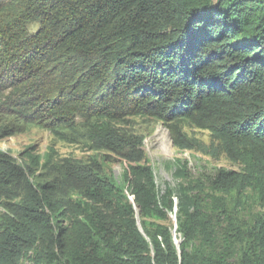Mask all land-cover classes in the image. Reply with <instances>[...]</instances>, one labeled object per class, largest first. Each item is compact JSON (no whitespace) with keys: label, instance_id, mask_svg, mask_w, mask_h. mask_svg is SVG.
<instances>
[{"label":"trees","instance_id":"1","mask_svg":"<svg viewBox=\"0 0 264 264\" xmlns=\"http://www.w3.org/2000/svg\"><path fill=\"white\" fill-rule=\"evenodd\" d=\"M137 117L238 169L160 191ZM30 129L123 170L0 151V264H264V0H0V138Z\"/></svg>","mask_w":264,"mask_h":264},{"label":"rangeland","instance_id":"2","mask_svg":"<svg viewBox=\"0 0 264 264\" xmlns=\"http://www.w3.org/2000/svg\"><path fill=\"white\" fill-rule=\"evenodd\" d=\"M126 126L142 136L143 151L153 169L155 182L160 191L164 190L165 185L175 188L178 184V181L174 178V162L176 159L187 162L188 172L193 177L197 175L198 168L204 170L203 172L206 174L219 167L232 170L238 169L223 157L218 161H213L193 152L179 151L171 141L167 125L151 118H131L126 122ZM183 130L189 136L195 137L205 144L209 141L207 132L186 128ZM0 151L10 157L18 166H22L24 163H32V169L34 170H40L44 164L55 159L69 158L71 160L86 161L90 156L98 159L107 158L108 161L104 164L103 170L107 174H113L116 178H119L123 170L121 161L114 155L106 152H88L81 146L59 142L48 133L38 129H30L9 138H0ZM41 174L43 176V173ZM2 211L0 207V212Z\"/></svg>","mask_w":264,"mask_h":264},{"label":"water","instance_id":"3","mask_svg":"<svg viewBox=\"0 0 264 264\" xmlns=\"http://www.w3.org/2000/svg\"><path fill=\"white\" fill-rule=\"evenodd\" d=\"M136 218H137V222H138V214L136 215ZM175 244H176V247H178V241H175Z\"/></svg>","mask_w":264,"mask_h":264},{"label":"clouds","instance_id":"4","mask_svg":"<svg viewBox=\"0 0 264 264\" xmlns=\"http://www.w3.org/2000/svg\"><path fill=\"white\" fill-rule=\"evenodd\" d=\"M46 133H47V132H46ZM47 163H48V162H47ZM39 172L43 173L42 169H40ZM41 173H40V174H41ZM119 177H120V176H119Z\"/></svg>","mask_w":264,"mask_h":264},{"label":"bare ground","instance_id":"5","mask_svg":"<svg viewBox=\"0 0 264 264\" xmlns=\"http://www.w3.org/2000/svg\"><path fill=\"white\" fill-rule=\"evenodd\" d=\"M158 136V135H157ZM158 160V159H157ZM176 238V237H175Z\"/></svg>","mask_w":264,"mask_h":264}]
</instances>
